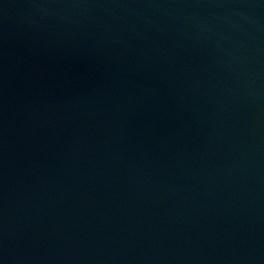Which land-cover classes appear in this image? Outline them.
<instances>
[{"label":"water","instance_id":"obj_1","mask_svg":"<svg viewBox=\"0 0 264 264\" xmlns=\"http://www.w3.org/2000/svg\"><path fill=\"white\" fill-rule=\"evenodd\" d=\"M0 264H264V0H0Z\"/></svg>","mask_w":264,"mask_h":264}]
</instances>
